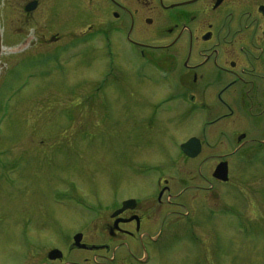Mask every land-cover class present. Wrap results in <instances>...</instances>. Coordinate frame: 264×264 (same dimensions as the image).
I'll use <instances>...</instances> for the list:
<instances>
[{"label": "rangeland", "instance_id": "374dc122", "mask_svg": "<svg viewBox=\"0 0 264 264\" xmlns=\"http://www.w3.org/2000/svg\"><path fill=\"white\" fill-rule=\"evenodd\" d=\"M54 1L60 24L51 27L85 36L3 44L0 264H58L47 260L55 247L69 264H264V133L239 147V117L212 124L222 106L205 84L192 112L183 102L176 112L168 67H147L119 40L110 64L108 41L89 32L99 13ZM215 21L203 14L199 24ZM191 137L204 141L197 158L180 149ZM222 159L226 182L213 176ZM128 198L147 211L139 245L108 239L95 215ZM78 232L111 250H71Z\"/></svg>", "mask_w": 264, "mask_h": 264}, {"label": "flooded vegetation", "instance_id": "af4514ba", "mask_svg": "<svg viewBox=\"0 0 264 264\" xmlns=\"http://www.w3.org/2000/svg\"><path fill=\"white\" fill-rule=\"evenodd\" d=\"M21 1L0 0V62L7 37L39 36L49 40L57 39L62 33L75 36L86 33L81 29L66 33L51 27L60 24L54 0ZM65 1L70 3L71 8L93 7L94 12L99 13V23L94 24V30L92 25L89 32L94 38L108 41L110 46L105 53L109 55L110 64L116 63V57L121 55L112 45L113 40H119L127 42L147 67L156 70L168 67L175 91H178L174 95L176 112L181 111L178 106L182 102L188 105L184 111L192 112L189 100L195 102L200 98L195 92H198L199 84H205L204 91L217 89L216 96L222 106L218 109L221 114L212 124L239 117L236 122L237 129L240 127L241 131L240 139H236L239 147L250 142L255 144L259 140L256 135L264 133V0ZM203 14L213 16L216 21L199 24ZM28 25L30 28L27 29ZM222 161L230 163V160L222 159L218 164ZM164 188L169 190L168 186ZM161 198L159 196V201ZM122 202L111 210L108 208L107 212L95 213L96 219L105 218L102 226L104 231H108V239L119 241L127 237L139 245L146 235L143 233L148 221L146 208L139 206L137 200L135 207L114 216L122 207ZM82 234L83 243L85 234ZM86 245L88 252L107 253L111 250L109 244ZM91 246L101 248L91 249ZM53 249L61 250L62 257L49 259L48 254ZM67 255L66 250L55 247L48 251L47 260L69 264L65 261ZM118 264L125 263L120 261Z\"/></svg>", "mask_w": 264, "mask_h": 264}, {"label": "water", "instance_id": "95a60500", "mask_svg": "<svg viewBox=\"0 0 264 264\" xmlns=\"http://www.w3.org/2000/svg\"><path fill=\"white\" fill-rule=\"evenodd\" d=\"M0 49H1V40H0ZM181 149L184 151V153L186 155H188L189 157L194 158V157L198 156L201 153V150H202L201 140L199 138H197V137H192L187 142H185V143H183L181 145ZM213 176H214V178H216L218 180L228 181V179H229L228 163L226 161L221 162L216 167ZM164 191H165V189H163L161 191L160 198L162 197ZM135 206H136V200L135 199L126 200V201L123 202L122 208L114 213V216H117L120 213H122L123 211H125L126 209L133 208ZM74 239H75L74 247H78V248L87 247L86 244L81 242L82 234L76 235ZM90 248L91 249H99L101 247L91 246ZM48 257L51 260L59 259L60 257H62V253H61L60 250L54 249L48 254Z\"/></svg>", "mask_w": 264, "mask_h": 264}, {"label": "bare ground", "instance_id": "6f19581e", "mask_svg": "<svg viewBox=\"0 0 264 264\" xmlns=\"http://www.w3.org/2000/svg\"><path fill=\"white\" fill-rule=\"evenodd\" d=\"M15 97H16V96H15ZM13 99H14V98H13ZM13 99H12L11 101H13ZM199 155H200V154H199ZM199 155H198V156H199ZM198 156H197V157H198ZM197 157H196V158H197Z\"/></svg>", "mask_w": 264, "mask_h": 264}]
</instances>
